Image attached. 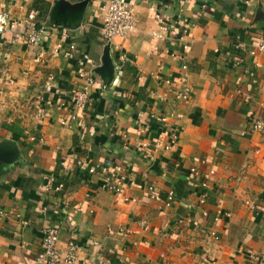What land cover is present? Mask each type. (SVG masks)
<instances>
[{"label":"crops","instance_id":"obj_1","mask_svg":"<svg viewBox=\"0 0 264 264\" xmlns=\"http://www.w3.org/2000/svg\"><path fill=\"white\" fill-rule=\"evenodd\" d=\"M102 2L0 0V7L19 21L25 22L30 10L38 21H47L48 51L63 38L53 27L71 30L76 44L70 55L38 54L19 32L0 37V209L5 211L0 264H43L37 260L41 228L51 224L59 228L60 247L70 238L86 248L94 238L103 242L110 264H253L254 256L264 259V130L251 131L249 123L250 118L264 121V54L249 53L264 29V0H209L198 22L199 0H127L136 5L139 31L111 42L101 35ZM180 17L188 22L183 38L177 24L164 32L170 40L150 34L163 32L164 22ZM121 52L128 57L123 62L118 61ZM183 62L188 67L184 78ZM73 69L90 72L94 83L88 86L90 104L83 117L63 124V118L70 120L79 111L67 96L86 86L85 77ZM166 80L180 89L188 83L192 92L179 101H160L155 86L162 81L169 87ZM38 96L49 105L40 119L31 115ZM163 111L184 113L182 141L174 151L152 154L140 140L167 139L157 129L158 117L148 116ZM25 128L38 138L30 140ZM124 132L126 146L112 136ZM175 154L188 159L184 167L215 170L205 202L203 188L174 165ZM110 157L131 161L136 184L127 193L135 200L86 180L90 165ZM60 160L71 171L62 170ZM49 172L66 178V189L44 212L40 207L57 195L41 189L40 177ZM169 188H175L176 200L166 207ZM60 264L99 263L85 251L80 261Z\"/></svg>","mask_w":264,"mask_h":264},{"label":"built area","instance_id":"obj_2","mask_svg":"<svg viewBox=\"0 0 264 264\" xmlns=\"http://www.w3.org/2000/svg\"><path fill=\"white\" fill-rule=\"evenodd\" d=\"M247 1V0H244ZM136 5L127 0H103L102 2V10H103V22L101 26V35L103 39L107 42H111L112 38L115 36H129L131 34H135L139 31L137 27V10ZM209 8V0H199L198 6L196 8V21H200L205 17V14ZM25 22L19 21L17 18L13 17V15L5 9L0 8V37L4 35L6 32H19L21 36L24 38L27 44L32 45L36 48L38 54H43L45 52H49L52 54H56L62 51L65 55H70L75 51L76 44L72 39V31L66 27H53V29H59L63 38L61 41L57 42L55 46L49 48L44 42V25L47 23L46 20L41 19L37 20L36 11L30 10L26 13ZM178 25L182 28V37L184 34V30L188 25V22L185 21L182 17L179 19H174L170 22H164L163 32L151 31L150 34L153 37H156L158 40H170L171 38L167 36L164 32H169L170 27L174 25ZM47 34V33H46ZM187 44H183V51L187 49ZM116 48L119 49V46L116 45ZM263 53L264 54V29L262 33L258 36L256 45L254 48L249 49V53ZM127 55L124 52L118 54V61L123 62L127 59ZM240 62V60H237ZM122 65V64H121ZM184 67V71H188V67L184 64H181V69ZM72 73H78L81 76H84L86 79V86L81 89L75 90L69 96H67L68 101L76 106L79 111L70 116V120L62 119L61 123L70 124L69 122H76L81 119L84 115V111L90 104V95L88 86L94 83L93 75L88 71H77L76 69L71 70ZM166 84L170 83V80L165 81ZM165 84L160 81L155 86L154 92L158 94L159 99L171 98L173 100H181L186 99L191 93V86L187 85L181 90H177L176 88L168 89L166 91H162V87ZM35 106L32 108L31 115L34 118H42L46 111L49 109V105L41 96L37 97V101L34 102ZM59 104V108H60ZM177 114V113H176ZM152 116L155 115L154 112L151 113ZM169 116L168 113H161L158 118L159 122L161 119H165V117ZM249 123L251 126V131H262L264 130V121L260 118H250ZM163 129L168 130L170 133L169 142L170 145H167L161 141L150 142L149 140H144L143 145L149 146L152 149L159 150H172L175 146L176 139V130L174 124H169L168 121H163L160 123ZM142 131V129H140ZM25 133L28 135L30 140H36L38 135H33L29 132L28 128H25ZM112 133V132H111ZM246 131H241L242 135H245ZM112 136L115 138L117 136L116 133H113ZM125 134L121 135V138H124ZM40 139V138H39ZM59 166L62 170L71 171L69 165L60 160ZM76 164L82 165L83 161L81 158L76 159ZM131 164L130 161H121L115 160L110 157L103 160L98 165H90L87 169V177L86 180L89 182H96L103 189L110 190L111 192L121 195L124 200H135L130 196L127 192L132 189L136 184V179L133 178L128 172V166ZM174 165L185 168L186 175L197 176L198 180L188 179L189 182L195 181L198 187L203 188V194L201 196V201L205 202L209 196V192L207 191L208 183L211 180L212 176L215 173L213 168H210L207 171H201L195 165H187L184 167L185 163H181L180 159H176ZM75 172V171H74ZM77 175V173L75 172ZM41 178V189L46 192H54L57 193L55 196V201L51 202L49 205H43L40 207V210L46 212L49 211L50 208L56 206L58 201L60 200V195L66 189V178H62L58 174L54 172L44 173ZM149 196L154 197V191L152 186H148ZM175 192L173 189L169 188L166 190V200L167 204H171L174 199ZM244 203L252 210L257 209V204L249 199H245ZM5 214V211L0 209V219ZM204 215H207V211H203ZM220 217L228 215L219 214ZM219 216H216L217 219ZM140 225L143 228L147 227V223L145 219L140 220ZM42 239L40 242V248L37 254V260L42 262L43 264H60L62 262L66 263H74L81 260V257L85 251L92 256H94L99 264H110L111 260L106 252V247L103 242L98 239H92L90 241V248H86L84 245L77 242L75 239L70 238L65 247L59 246V228L55 224H51L46 227L41 228ZM215 237H218L219 234H215ZM161 256H164V253H161ZM254 264H264V259L256 261Z\"/></svg>","mask_w":264,"mask_h":264},{"label":"rangeland","instance_id":"obj_3","mask_svg":"<svg viewBox=\"0 0 264 264\" xmlns=\"http://www.w3.org/2000/svg\"><path fill=\"white\" fill-rule=\"evenodd\" d=\"M0 8H2V9H5V10H8V9H6V8H3V7H0ZM12 15H13V17H15V18H17L10 10H8ZM18 19V18H17ZM182 71H181V73H180V76L181 77H185L186 76V74H185V69H184V67H182V69H181ZM187 85H189L188 83H184L183 84V86H182V89L184 88V87H186ZM168 86L170 87V89H173V88H176L177 90H181L179 87H178V85H177V82H173V81H171L170 80V83H168ZM169 87H167L166 85H164L163 87H162V91L164 90V91H166V90H168L169 89ZM190 90H191V88H190ZM191 92H192V90H191ZM170 100H171V98H169ZM160 101H167L168 100V98H165V99H159ZM173 100V99H172ZM177 101H179V100H177ZM164 112V111H163ZM162 112V113H163ZM155 113V115L154 116H152L151 115V113H149L148 114V116H150V117H155V116H159L161 113H156V112H154ZM183 116H184V113L183 112H178L177 114L176 113H174V114H172V115H169V116H167V117H165V119L163 120V119H161V121L159 122V125H158V127H157V129L158 130H160V131H162V132H165L166 134H167V139H165V140H158V139H156L157 141H161V142H163V143H165V144H167V145H170V142L168 141L169 140V138H170V133H169V131L168 130H165V129H163V127L160 125V123L161 122H163V121H168V123L169 124H174V127H175V130H176V134H177V136H176V139H175V148L174 149H172V150H159V151H174V150H176L177 148H178V146H179V144L181 143V141H182V137L180 136V131H181V125H182V121H183ZM39 119V118H38ZM158 120H159V118H158ZM1 125V124H0ZM0 131H1V127H0ZM141 131V130H140ZM117 134V133H116ZM122 134H125V136H124V138H121V135ZM127 137H128V135L124 132V133H119V134H117V136L115 137L116 139H117V141L118 142H122V143H124V145L126 146V144H127ZM156 140H154V141H156ZM143 141L144 140H140V143L143 145ZM151 143L152 142H154V141H151V140H149ZM145 146V145H144ZM145 147H147V148H150L151 150H150V152L152 153V154H156V153H159V151H156V150H154V149H152L151 147H149V146H145ZM175 156H176V158L177 157H179V159H180V162L181 163H189V161H188V159L186 158V157H184V156H181L180 154H179V156H177L176 154H175ZM127 161H129V160H127ZM131 162V161H130ZM131 165V164H130ZM129 165V166H130ZM194 165V164H193ZM129 166H128V172H129V174H130V170H129ZM177 169H181L182 171H185L186 169L185 168H183V167H181V165L180 166H177L176 167ZM201 169V168H200ZM201 171H206V170H202L201 169ZM131 176H132V174H130ZM133 178H135L134 176H132ZM187 178L188 179H192V180H198V177L197 176H190V175H187ZM199 181V180H198ZM171 189H173L174 190V192H175V195H174V199H173V201H175L176 200V190H175V188H171ZM173 203V202H172ZM171 203V204H172ZM171 204H167L166 202H165V206L166 207H168V206H171ZM204 211V210H203ZM207 211V210H206ZM207 214H208V211H207ZM261 258H256V256H254V263L256 262V261H258V260H260ZM206 261H208V259L206 258L205 259ZM253 263V264H254Z\"/></svg>","mask_w":264,"mask_h":264}]
</instances>
